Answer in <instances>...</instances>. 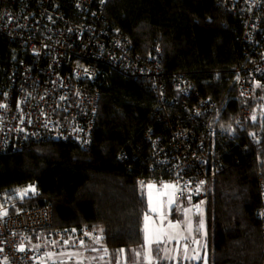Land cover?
I'll return each instance as SVG.
<instances>
[{"label":"trees","instance_id":"obj_1","mask_svg":"<svg viewBox=\"0 0 264 264\" xmlns=\"http://www.w3.org/2000/svg\"><path fill=\"white\" fill-rule=\"evenodd\" d=\"M107 16L135 51L148 55L161 46L166 72L188 75L200 96L224 103L218 123L235 137L228 141L224 169L210 180L205 212L210 263L264 264L258 186L264 173V86L238 99L231 83L232 70L243 62L241 22L224 0H110ZM13 49L6 38L0 40V64L13 57ZM98 84L91 150L51 141L0 154V203L4 190L36 184V195L12 209L49 205L54 227L98 228L111 257L130 258L132 248L145 247L144 217L150 213L142 180L155 171L146 132L166 128L152 115L156 95L141 81L104 66ZM243 108L251 115L239 120ZM123 151L128 158L119 157Z\"/></svg>","mask_w":264,"mask_h":264},{"label":"built area","instance_id":"obj_2","mask_svg":"<svg viewBox=\"0 0 264 264\" xmlns=\"http://www.w3.org/2000/svg\"><path fill=\"white\" fill-rule=\"evenodd\" d=\"M109 2L0 0V40L14 47L13 57L0 64V154L51 141L90 151L98 79L106 66L141 81L157 97L152 115L166 129L146 132L155 173L142 184L164 195L173 191L164 186L174 185L177 198L195 205L208 201L210 180L224 169L228 141L235 137L218 123L224 103L200 96L188 75L166 72L161 46L148 55L135 51L131 39L110 23ZM224 5L243 27L238 37L243 62L232 70L231 83L238 99L250 98L256 86H264V0H224ZM250 115L243 108L238 119ZM119 157L129 155L123 151ZM258 186L264 254V173ZM36 193L33 183L1 193L0 264H56L64 249L84 248L99 238L98 228L54 227L49 205L12 209Z\"/></svg>","mask_w":264,"mask_h":264},{"label":"rangeland","instance_id":"obj_3","mask_svg":"<svg viewBox=\"0 0 264 264\" xmlns=\"http://www.w3.org/2000/svg\"><path fill=\"white\" fill-rule=\"evenodd\" d=\"M262 112L264 116V107L262 108ZM147 194L149 195L148 190ZM170 197L173 201L172 203H169ZM164 203V210L161 213L163 214L162 227L175 238L170 241L167 239L165 244L157 250H160L163 255L169 252L172 257L171 260H174V264H184L185 262H183L182 257L186 256L188 258L191 253L190 249L193 246L196 249L201 247L204 249L205 247L207 258H210V252L208 246H206L207 223L205 212L207 201H202L198 205H195L187 199L177 198L173 191L169 190L164 197ZM201 221L204 224L203 228L200 227ZM169 223L178 224L179 227L177 229H168ZM99 239L96 238L84 248L64 249L57 256L58 262L56 264H153L147 261L146 256L141 252V248H132L130 258L123 254L114 259L111 257L110 252L103 248ZM185 247L187 248V252H185ZM171 260L163 258L162 262L166 261L167 264H171Z\"/></svg>","mask_w":264,"mask_h":264},{"label":"crops","instance_id":"obj_4","mask_svg":"<svg viewBox=\"0 0 264 264\" xmlns=\"http://www.w3.org/2000/svg\"><path fill=\"white\" fill-rule=\"evenodd\" d=\"M147 190L149 191V187L147 186ZM152 198H153V202L155 203L157 200L159 201V211L158 212H152L150 210V213L148 214V216H150L152 218V221H154V225H152V227H161L162 226V220H161V213L164 210V197L166 195H164L160 189L153 187L152 188ZM148 195V194H147ZM148 199H149V195H148ZM145 228V225H144ZM167 240V237L165 236L162 240L161 243H155L153 242L150 246L145 242V247L142 249V253L143 255L146 256V259L149 263H153V264H167L166 261L162 262L163 258L167 259V260H171V254L169 252H166L165 255H163L160 250H157L158 248L162 247L163 244H165ZM190 256L188 258H186V256L182 257L183 262H185L184 264H211L210 263V258H207L206 255V248L201 247L196 249V247H192L190 249ZM193 253V255H192ZM199 257V259H196L194 257ZM181 259L179 260L180 263ZM191 262V263H190ZM171 264H174V260H171Z\"/></svg>","mask_w":264,"mask_h":264},{"label":"snow or ice","instance_id":"obj_5","mask_svg":"<svg viewBox=\"0 0 264 264\" xmlns=\"http://www.w3.org/2000/svg\"><path fill=\"white\" fill-rule=\"evenodd\" d=\"M149 205H150V210L152 212H158L159 211V201L157 200L155 203L153 202V198H152V188L154 186L149 185ZM166 189L167 188H171L173 189V191H175V186L174 185H165L164 186ZM34 191V189H32ZM172 199L171 197L169 198V203H172ZM161 220H163V214H161ZM144 221H145V228H144V232H145V242L150 246L153 242L155 243H161L163 238L166 236L167 239L170 241L172 239H174L175 237L172 236L171 234H169L167 232V230H165L162 226L161 227H152V225H154V221H152V218L148 215H145L144 217ZM179 227L178 224H171L169 223L168 225V229H177ZM190 224H189V228H190ZM200 227L203 228L204 224L203 221H201ZM198 243V242H197ZM23 250V249H21ZM185 252H187V248L185 247ZM196 259H199V257H194Z\"/></svg>","mask_w":264,"mask_h":264},{"label":"water","instance_id":"obj_6","mask_svg":"<svg viewBox=\"0 0 264 264\" xmlns=\"http://www.w3.org/2000/svg\"><path fill=\"white\" fill-rule=\"evenodd\" d=\"M9 209H5L3 213L6 215L8 213Z\"/></svg>","mask_w":264,"mask_h":264}]
</instances>
